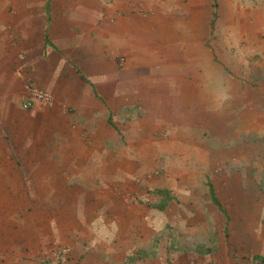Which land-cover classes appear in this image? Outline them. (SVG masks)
Masks as SVG:
<instances>
[{"label":"crops","instance_id":"obj_1","mask_svg":"<svg viewBox=\"0 0 264 264\" xmlns=\"http://www.w3.org/2000/svg\"><path fill=\"white\" fill-rule=\"evenodd\" d=\"M258 2L215 0L211 24L212 0H0V193L32 178L18 162H57L63 190L81 193L85 173L106 188L114 163L177 152L225 97V61L264 54ZM26 82L50 101L23 108Z\"/></svg>","mask_w":264,"mask_h":264},{"label":"rangeland","instance_id":"obj_2","mask_svg":"<svg viewBox=\"0 0 264 264\" xmlns=\"http://www.w3.org/2000/svg\"><path fill=\"white\" fill-rule=\"evenodd\" d=\"M225 62L218 110L209 107L177 152L114 163L123 171L110 187L85 173L81 193H73L51 174L57 162L15 163L23 175L34 171L0 193V264H264V54ZM206 181L225 214L209 200ZM168 196L176 201L161 207Z\"/></svg>","mask_w":264,"mask_h":264},{"label":"built area","instance_id":"obj_3","mask_svg":"<svg viewBox=\"0 0 264 264\" xmlns=\"http://www.w3.org/2000/svg\"><path fill=\"white\" fill-rule=\"evenodd\" d=\"M51 94L45 89L39 88L33 84L26 86L25 98L22 102L23 108H29L34 102L50 101Z\"/></svg>","mask_w":264,"mask_h":264},{"label":"trees","instance_id":"obj_4","mask_svg":"<svg viewBox=\"0 0 264 264\" xmlns=\"http://www.w3.org/2000/svg\"><path fill=\"white\" fill-rule=\"evenodd\" d=\"M214 17H215V14H213L212 16V19H211V24H213V21H214ZM45 36L47 38V33H45ZM47 41V40H46ZM83 77V75H81ZM84 78V77H83ZM208 193H209V197H210V200L212 201V203L217 207V209L219 211H221L222 213H224V209L221 207V204H220V201L217 199V197L215 196L214 194V191H213V187H212V184L210 182H208ZM166 205V202L162 201L161 203V207H164ZM225 214V213H224ZM226 217V215H225ZM259 260H261L262 262H264V257H259Z\"/></svg>","mask_w":264,"mask_h":264}]
</instances>
